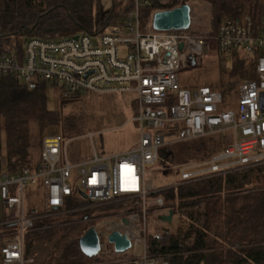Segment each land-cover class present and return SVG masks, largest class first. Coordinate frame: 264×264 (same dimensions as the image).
<instances>
[{
	"label": "built area",
	"instance_id": "built-area-1",
	"mask_svg": "<svg viewBox=\"0 0 264 264\" xmlns=\"http://www.w3.org/2000/svg\"><path fill=\"white\" fill-rule=\"evenodd\" d=\"M133 2L123 23L109 31L77 34V38L32 36L20 50L0 54V75H12L27 87L37 79L57 85L64 97L133 92V120L139 127L137 146L123 153L99 155L93 149L89 158L71 162L67 139L57 133L43 136L33 168L9 172L0 156V198L11 213V220L0 225L13 231L0 246V264H37L51 250L46 240L26 245L35 220L47 215L27 212L25 188L29 185L41 184L50 213L74 211L70 205L74 191L80 197L84 194L89 205L133 201L129 209L135 211L106 218L103 228L95 227L99 254H109L107 236L117 230L130 247L117 253L113 264H158L148 254V236L175 234L179 221L175 212L170 221L160 217L169 214L168 208L156 209L152 215L147 211L152 202L163 205L160 196L148 199L160 189H153L145 171L158 161L162 146L232 132V141L220 151L178 163V180L172 186L264 163V17L257 23L247 15L227 17L210 36L222 53L241 51L254 64L255 78L239 82L237 105L230 108L224 106L220 85L185 88L179 82L178 71L191 64V58L194 65L199 62L209 36L192 32L194 22L186 30L143 33L140 16L151 1Z\"/></svg>",
	"mask_w": 264,
	"mask_h": 264
},
{
	"label": "trees",
	"instance_id": "trees-1",
	"mask_svg": "<svg viewBox=\"0 0 264 264\" xmlns=\"http://www.w3.org/2000/svg\"><path fill=\"white\" fill-rule=\"evenodd\" d=\"M150 1L142 10L141 19L157 10L171 9L184 2L208 3V42L229 16L247 15L253 23L264 17V0ZM133 3V0H111L110 7L103 9L101 0H0V44L11 40L16 42L19 38L25 41L32 36L58 38L109 31L123 23ZM16 48L20 50L21 46ZM0 51V54L5 52L1 48ZM245 63L238 61L235 69H243ZM247 76L255 78V69L254 72H247ZM233 84L236 87L238 82ZM47 86V82L40 80L27 87L12 75H0V132L4 128L5 167L9 172L32 166L33 155L41 149L45 128L59 125L63 136L82 133L80 116L62 110L65 104L78 102L88 94L68 97L61 94L56 105L58 108L50 109L45 94ZM133 111L135 113V105ZM211 141L227 145L208 135L185 144L188 149L179 156L165 147L160 148L158 161L164 173L170 171L172 163L198 159L191 156L192 152L208 146ZM149 196L154 199L160 196L163 200L162 206L153 202L148 204L149 215L156 209L168 208L179 216L175 234L148 236V254L156 258L158 264H264V163L162 188ZM197 206H201L202 210L197 213L190 211ZM28 210L30 214L48 212L46 206L40 211ZM133 211L129 209L113 215L119 217ZM89 218L90 215L85 213L78 218H61L56 214L36 219L27 234L28 247L40 240L52 244L51 252L38 264L115 263L117 255L87 257L80 251L78 238L87 228L95 226L94 221H88ZM10 220L11 213L2 219ZM12 233V229L0 225V246L3 239Z\"/></svg>",
	"mask_w": 264,
	"mask_h": 264
},
{
	"label": "rangeland",
	"instance_id": "rangeland-1",
	"mask_svg": "<svg viewBox=\"0 0 264 264\" xmlns=\"http://www.w3.org/2000/svg\"><path fill=\"white\" fill-rule=\"evenodd\" d=\"M160 1L161 3H167L169 0ZM101 3L103 9H108L111 5V0H101ZM191 3L193 4L192 9L194 10L191 15V24L194 22L191 30L195 34L206 35L210 30V5L198 1ZM152 15L143 19L140 18V28L143 33L158 32L151 26ZM143 24L146 26L144 27ZM8 44H12L15 49L18 46L22 48L24 38H19L16 42L11 40ZM207 45L208 48L203 50L202 55L199 57V62L196 65L189 64L178 71L179 82L185 88H194L203 85H220L223 91L224 106L233 108L237 105V88L233 82L237 81L239 83L241 79L246 78L254 79L247 76V72H254V64L241 51H234L231 54L222 53L214 40H210L209 42L207 40ZM120 56H125L124 48L120 49ZM240 60L246 61V63L243 69L237 70L235 67ZM37 81L39 82L40 80L34 79L35 84L38 83ZM45 94L48 108H58L56 105L62 96L60 88L57 85L48 83ZM133 99V92L94 94L87 95V97H83L78 102L65 104L62 110L64 113L80 116V119L83 121L81 122V126H83L81 135L64 136L68 142L67 154L69 160L71 162H77L89 158L93 154V147L99 155L123 153L136 147L139 140V127L133 120L135 116L132 104ZM90 132H93L92 137L88 136ZM57 133L63 134L61 126L52 125L45 128L43 135ZM213 136L221 143H229L232 141L231 131L216 133ZM189 142L191 141L171 143L162 147L171 150L173 155L179 156V154H183L188 149V146H185V144ZM225 145V143L217 145L216 142L211 141L208 146H203L200 150L192 152L191 156L203 159L217 152L218 149L220 150L225 147ZM0 154L2 157L6 156L4 128L0 132ZM38 158L39 152L33 155L32 164H35ZM145 171L147 178L152 180L154 190L167 188L169 185L172 186L173 182L178 180V176L176 175L177 163L170 165V171L168 173H164L159 161L153 165H147ZM38 187L39 185H29L25 188L27 209L40 211L45 208L43 197L39 193L40 189ZM72 197L74 200L71 201V207L74 213L70 212L61 215V218H70L72 216L78 218L86 213L90 215L88 221H94L95 227L98 228H103L104 219L117 217L113 214L122 213L134 205L133 201L89 205L87 200L80 197L77 191H74ZM148 199L152 200L154 198L148 196ZM201 210L202 207L197 206L191 208L190 211L197 213ZM9 214L10 211L3 206L0 198V224L2 223V219L6 218ZM107 214L109 217H105ZM106 245L109 254L108 256H103L109 257L117 255L112 244L106 243Z\"/></svg>",
	"mask_w": 264,
	"mask_h": 264
},
{
	"label": "water",
	"instance_id": "water-1",
	"mask_svg": "<svg viewBox=\"0 0 264 264\" xmlns=\"http://www.w3.org/2000/svg\"><path fill=\"white\" fill-rule=\"evenodd\" d=\"M191 23V7L188 2H184L171 9L157 10L152 15L151 26L156 31H180L189 28ZM77 38V35L73 36ZM194 59L191 58V64L194 65ZM85 198L84 194H81ZM53 208H56L55 206ZM173 210H169L168 215L160 216L166 221H170ZM127 222L126 218L123 220ZM108 243L113 245L116 253L125 252L130 247V241L119 231H112L107 236ZM78 246L80 251L87 257H93L99 254L101 249L100 237L94 226L87 228L84 233L78 238ZM96 264H111L108 262ZM120 264H133L120 263Z\"/></svg>",
	"mask_w": 264,
	"mask_h": 264
},
{
	"label": "crops",
	"instance_id": "crops-1",
	"mask_svg": "<svg viewBox=\"0 0 264 264\" xmlns=\"http://www.w3.org/2000/svg\"><path fill=\"white\" fill-rule=\"evenodd\" d=\"M198 2H202V1H198ZM203 3H205V2H203ZM189 4H190V7H191V15H192V12L194 11L193 9H192V3L191 2H189ZM206 5H209L208 3H205ZM210 11V10H209ZM230 17V16H229ZM191 24V23H190ZM190 27V26H189ZM0 48L2 49V50H4L5 52H8V51H10L11 49H13L14 47L12 46V44L11 45H8V43L7 42H2L1 44H0ZM1 52V51H0ZM4 53V52H3ZM2 54V53H1ZM239 84V83H238ZM237 84V85H238ZM236 88H237V86H236ZM132 104L133 105H135L134 104V101L132 100ZM44 136V135H43ZM43 138V137H42ZM228 144V143H227ZM42 146V145H41ZM93 149L95 150V148L93 147ZM223 149V148H222ZM41 150V149H40ZM96 151V150H95ZM97 152V151H96ZM39 154H40V151H39ZM0 156H1V154H0ZM4 158V160H5V157H3ZM67 158H68V160H69V157H68V154H67ZM39 159V158H38ZM70 161V160H69ZM37 163V162H36ZM36 163L35 164H32V166H30L31 168H33L35 165H36ZM39 185V193L42 195V197H43V202H44V205H45V198H44V191H43V188H42V186H41V184H38ZM73 196V195H72ZM70 199H71V197H70ZM71 201V200H70ZM46 206V205H45ZM46 208H47V206H46ZM26 209H27V206H26ZM48 209V208H47ZM27 212H29V210L27 209ZM30 213V212H29ZM50 211L48 210V212L46 213L47 215L46 216H44L45 218H48V217H50V216H53V215H64V214H67V213H57V212H52V213H50ZM95 227V226H94ZM29 232V231H28ZM28 234V233H27ZM33 244V243H32ZM26 245L28 246V240H26ZM51 250H52V247H51ZM50 250V251H51Z\"/></svg>",
	"mask_w": 264,
	"mask_h": 264
}]
</instances>
